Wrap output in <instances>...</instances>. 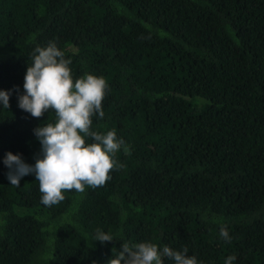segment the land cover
I'll use <instances>...</instances> for the list:
<instances>
[{"label": "trees", "instance_id": "trees-1", "mask_svg": "<svg viewBox=\"0 0 264 264\" xmlns=\"http://www.w3.org/2000/svg\"><path fill=\"white\" fill-rule=\"evenodd\" d=\"M50 41L74 79L106 80L92 130L115 129L129 151L104 186L47 207L35 174L12 186L3 160L34 165L33 129L55 122L18 107ZM0 90V264H107L142 242L264 264V0H0Z\"/></svg>", "mask_w": 264, "mask_h": 264}, {"label": "clouds", "instance_id": "clouds-1", "mask_svg": "<svg viewBox=\"0 0 264 264\" xmlns=\"http://www.w3.org/2000/svg\"><path fill=\"white\" fill-rule=\"evenodd\" d=\"M24 76V93L18 95V107L34 118L45 112L55 113L54 123H45L33 129L41 145L35 164H27L21 155L8 152L3 163L7 167L10 185L19 187L23 176L35 174L39 183L41 203L47 207L65 200L66 191L84 193L86 188L101 187L111 179L110 172L122 168L115 158L123 147L129 149L116 130L101 134L92 130V117H104L102 102L108 84L101 76L85 74L73 78L69 67L71 60L50 41L46 47H36ZM18 91V89H17ZM11 90H0V104L9 108ZM91 138L92 142H87ZM220 236L230 242L225 227ZM95 241L103 244L113 241V236L97 229ZM165 258L174 264H198L195 255H188V249L173 250L156 243H124L107 264H164ZM229 256L224 264H232Z\"/></svg>", "mask_w": 264, "mask_h": 264}]
</instances>
